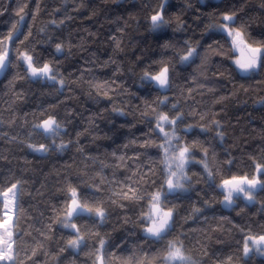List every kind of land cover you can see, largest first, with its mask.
I'll use <instances>...</instances> for the list:
<instances>
[{
  "label": "trees",
  "instance_id": "obj_1",
  "mask_svg": "<svg viewBox=\"0 0 264 264\" xmlns=\"http://www.w3.org/2000/svg\"><path fill=\"white\" fill-rule=\"evenodd\" d=\"M162 6L167 23L154 29L151 16ZM226 14H234L227 23L248 43L264 44V0H0V52L10 51L0 81V191L19 182L18 264H95L101 238L105 264H164L175 239L196 264H226L229 256L231 264H264L259 255L242 254L246 235L264 234V190L253 194V204L239 198L231 208L220 191L224 180L251 179L255 165L264 164V71H237L232 38L215 31ZM189 48L195 56L183 65L179 57ZM25 52L34 66L49 64L63 87L30 79L20 60ZM164 67L165 92L143 78ZM162 112L184 116L172 143L192 155L187 194L173 193L162 204L175 205V231L153 242L144 235L148 198L167 189L158 147L164 139L155 128ZM49 117L63 128L55 143L67 144L64 151L52 150V140L33 128ZM28 143L49 151L33 153ZM68 185L82 203L88 197L89 206L108 210L103 224L73 218L83 237L78 252L68 245L76 233L60 223ZM129 186L138 199L124 198ZM4 209L0 203V216Z\"/></svg>",
  "mask_w": 264,
  "mask_h": 264
},
{
  "label": "snow or ice",
  "instance_id": "obj_2",
  "mask_svg": "<svg viewBox=\"0 0 264 264\" xmlns=\"http://www.w3.org/2000/svg\"><path fill=\"white\" fill-rule=\"evenodd\" d=\"M23 12V8L17 12L19 16ZM23 19V17H21ZM223 20L226 23H222L219 28L221 31L227 32V34L232 38V45L234 48L239 50L240 58L235 60L237 68L243 73H257L259 71H264V44L258 46H253L244 39V33L229 26L227 22H234L233 15H224ZM152 26L154 29H158L165 25L163 16V6L161 10L157 11L156 14L151 16ZM15 28V25H13ZM30 35V33H29ZM8 39H11V34H9ZM27 39V37H25ZM62 50V45L56 44V51L60 52ZM196 52L195 48H189L186 55L179 57L181 63H186L193 58V54ZM8 57L7 50L0 52V72L4 71L8 64L6 63ZM20 58L26 63L27 71L30 73L31 77L43 78L51 80L54 83H59L63 87L64 81H57L56 75L53 68L45 63L39 67L34 66L33 56L29 55L27 52L22 53ZM169 69L164 67L158 74L152 75L148 72L144 73V79L154 82L155 86L159 89H167L169 85L168 77ZM167 100V97H165ZM163 104L164 101H161ZM175 109L176 105H172ZM203 118V117H201ZM184 123L185 119L182 114H177L173 118H170L167 113H159L155 119V128L158 130V134H163L164 143L160 144L158 147L162 150L164 154L163 162L165 165L166 179L164 184L166 185L167 191H155L149 196V206L148 213L145 216V220L148 226L144 229L145 238L152 240L153 242H161L167 239L175 231L176 220L174 219L175 205L171 208L165 210L162 207L164 202L168 201L169 195L178 192L188 191L185 188V183L189 180L185 172V166L190 162L189 157L192 155L190 153L189 147H176L172 141L179 140L180 137L176 134L177 122ZM217 127H219L218 122ZM165 125L170 126L171 132L165 131ZM34 130L45 136L46 139L52 140V150L64 151L67 149L68 145L65 143L56 144L55 137L60 135L63 131L61 124L58 123L55 118L49 117L43 119L39 124L33 125ZM192 125H188L185 131H191ZM206 131V129H201ZM218 136H222L217 133ZM27 147L33 153H39L41 155L47 154L49 147L41 143L39 145L28 143ZM205 155H207V149L204 150ZM193 163L195 161H192ZM207 169V165H204ZM256 175L251 179L247 176L243 177H232L229 180H224L221 185L222 189L226 191L224 197L226 205L232 204L233 194H243V197L252 200L253 192L257 189L264 190V180H261L260 175L264 174V164H256ZM212 173L209 171L208 176L211 177ZM183 181V182H182ZM18 183H12L10 187L6 190L0 191V203L3 204L5 209L15 208L17 200V187ZM68 195V201L66 202L65 208L62 210L64 212V217L60 220L62 227L71 229L76 233V239L68 240V245L73 249H79L81 243L83 242V237L79 235L80 229L77 227L76 223L72 222L73 217L88 216L93 219L94 224H103L107 219V209L102 206L91 207L86 202L88 197H85V202H81L80 193L77 187H72L68 185L65 189ZM95 196V193L92 194ZM124 198L127 199H138L137 190L135 187L129 186L128 190L123 193ZM115 201H113L114 203ZM124 207V205H120ZM59 219V216H57ZM14 225L13 217L9 215L8 211H4L2 216H0V264H18V254L15 247L14 240ZM185 239L187 237L185 236ZM105 246V240H99V249L97 250L95 256V264H104V256L102 250ZM167 254L163 257L166 264H196V262L188 255H185L183 241L180 239L168 240L166 246ZM251 253H255L260 256H264V234L260 235H246L242 242V254L244 258H249ZM232 257L227 258L226 264H231Z\"/></svg>",
  "mask_w": 264,
  "mask_h": 264
},
{
  "label": "rangeland",
  "instance_id": "obj_3",
  "mask_svg": "<svg viewBox=\"0 0 264 264\" xmlns=\"http://www.w3.org/2000/svg\"><path fill=\"white\" fill-rule=\"evenodd\" d=\"M215 31H218V32H221V33H223V34H225V35H228L227 34V32H224V31H221L220 30V28L218 27V28H216L215 29ZM234 52H235V55H236V58L234 59V61H233V63L235 62V60L236 59H238V58H240V52H239V50H237L236 48H234V50H233ZM8 52V55H9V50L7 51ZM194 56H195V53L193 54V58H194ZM193 58H190V61L193 59ZM20 60H22L21 58H20ZM189 61V62H190ZM189 62H186V63H181V64H183V65H185V64H188ZM22 63L23 64H25V66H26V68H27V65H26V63L22 60ZM234 65H235V67H236V69H237V71L238 72H241L238 68H237V66H236V64L234 63ZM243 75H246V76H250V74H254V73H243V72H241ZM29 77H30V79H32V80H34V81H36L37 79H41V80H43V81H46L47 79H43V78H34V77H31L30 76V73H29ZM168 77H169V75H168ZM47 81H50V82H52V83H54L53 81H51V80H47ZM149 82H151V81H149ZM153 84H155L154 82H152ZM168 89V88H167ZM167 89H160L161 91H163V92H165V90H167ZM166 127H167V125H166ZM63 129V128H62ZM59 136V135H58ZM57 136V137H58ZM56 138V137H55ZM39 154V153H38ZM188 165V164H187ZM187 165L185 166V168L187 167ZM183 182V181H182ZM15 191H17V195H18V191H19V189L17 188V190H15ZM178 193H180V192H178ZM227 194V193H226ZM242 199L243 201H246L247 203H249V204H253L255 201H251V200H248V199H246V198H244L243 197V194H239V196H237V194H233V198H232V204L231 205H226V202H225V199H224V206L225 207H228V208H231V207H233L234 206V204H235V200H237V199ZM4 198L3 197H1V200H3ZM16 205H17V200H16ZM15 209H16V207L13 209V208H9V209H4V211H8L9 212V215H12V217H13V221H14V217H15ZM75 217V216H74ZM73 217V218H74ZM148 224V223H147ZM13 225H14V222H13ZM71 230V229H70ZM73 231V230H72ZM145 235V234H144ZM14 237H15V234H14ZM83 244V242L81 243V245ZM80 245V246H81ZM71 249L73 250V251H77L78 252V249H73L72 247H71ZM252 255H257V254H255V253H251L250 254V256H252ZM260 256V255H259ZM261 257H263L264 258V256H261ZM164 264H166V262L164 263Z\"/></svg>",
  "mask_w": 264,
  "mask_h": 264
},
{
  "label": "water",
  "instance_id": "obj_4",
  "mask_svg": "<svg viewBox=\"0 0 264 264\" xmlns=\"http://www.w3.org/2000/svg\"><path fill=\"white\" fill-rule=\"evenodd\" d=\"M218 1H222V0H218ZM152 22V21H151ZM6 63L8 64V67L4 70V71H2V72H0V81L3 79V77L5 76V74L7 73V70H8V68H9V64H10V61H9V58L7 57V61H6ZM220 191L223 193V192H225V190L224 189H220ZM261 190L260 189H257L256 191H254L253 193L254 194H256V193H258V192H260ZM104 264H105V261H104Z\"/></svg>",
  "mask_w": 264,
  "mask_h": 264
},
{
  "label": "crops",
  "instance_id": "obj_5",
  "mask_svg": "<svg viewBox=\"0 0 264 264\" xmlns=\"http://www.w3.org/2000/svg\"><path fill=\"white\" fill-rule=\"evenodd\" d=\"M166 191H167V189H166ZM180 193H181V192H180ZM182 193L187 194V192H182Z\"/></svg>",
  "mask_w": 264,
  "mask_h": 264
},
{
  "label": "bare ground",
  "instance_id": "obj_6",
  "mask_svg": "<svg viewBox=\"0 0 264 264\" xmlns=\"http://www.w3.org/2000/svg\"><path fill=\"white\" fill-rule=\"evenodd\" d=\"M254 194V193H253Z\"/></svg>",
  "mask_w": 264,
  "mask_h": 264
}]
</instances>
